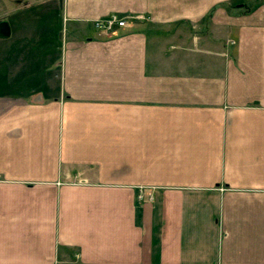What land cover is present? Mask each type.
Segmentation results:
<instances>
[{
  "label": "crops",
  "instance_id": "crops-1",
  "mask_svg": "<svg viewBox=\"0 0 264 264\" xmlns=\"http://www.w3.org/2000/svg\"><path fill=\"white\" fill-rule=\"evenodd\" d=\"M55 1L0 0V264H264V0Z\"/></svg>",
  "mask_w": 264,
  "mask_h": 264
},
{
  "label": "rangeland",
  "instance_id": "rangeland-1",
  "mask_svg": "<svg viewBox=\"0 0 264 264\" xmlns=\"http://www.w3.org/2000/svg\"><path fill=\"white\" fill-rule=\"evenodd\" d=\"M24 3L28 5L27 8H25L27 9L25 10V13L18 17L16 16L13 19L24 18L28 20H39V17L41 16V19L44 17L43 21H53L55 16L53 13V6H56L57 3L55 0H4L5 6L9 9H17L18 7H22ZM1 8L2 7L0 6V9ZM33 23L35 25V22ZM29 29H32V32H34V26H29Z\"/></svg>",
  "mask_w": 264,
  "mask_h": 264
},
{
  "label": "built area",
  "instance_id": "built-area-1",
  "mask_svg": "<svg viewBox=\"0 0 264 264\" xmlns=\"http://www.w3.org/2000/svg\"><path fill=\"white\" fill-rule=\"evenodd\" d=\"M127 26V21L125 18L120 17L117 14H112L107 18L98 19L94 21V27L99 32L100 35L105 37H111L119 29L125 28ZM139 198H143L142 195Z\"/></svg>",
  "mask_w": 264,
  "mask_h": 264
},
{
  "label": "water",
  "instance_id": "water-1",
  "mask_svg": "<svg viewBox=\"0 0 264 264\" xmlns=\"http://www.w3.org/2000/svg\"><path fill=\"white\" fill-rule=\"evenodd\" d=\"M5 29H6V33L2 32V31H4ZM0 30H2L1 33H0V37L9 36V33H7V32H8V29H7L6 24L3 25V26L0 28Z\"/></svg>",
  "mask_w": 264,
  "mask_h": 264
}]
</instances>
